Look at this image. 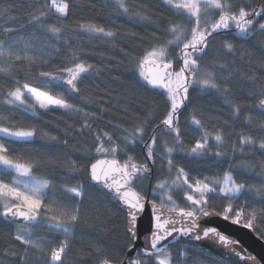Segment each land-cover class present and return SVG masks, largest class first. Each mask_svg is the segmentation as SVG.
Instances as JSON below:
<instances>
[{
  "label": "snow or ice",
  "instance_id": "snow-or-ice-1",
  "mask_svg": "<svg viewBox=\"0 0 264 264\" xmlns=\"http://www.w3.org/2000/svg\"><path fill=\"white\" fill-rule=\"evenodd\" d=\"M213 216L264 239V0H0V264H197L202 240L264 264Z\"/></svg>",
  "mask_w": 264,
  "mask_h": 264
},
{
  "label": "trees",
  "instance_id": "trees-1",
  "mask_svg": "<svg viewBox=\"0 0 264 264\" xmlns=\"http://www.w3.org/2000/svg\"><path fill=\"white\" fill-rule=\"evenodd\" d=\"M97 7L100 6V0H95ZM87 15H91V14H87L86 13V18ZM115 23L117 25H121L123 24L124 27L126 29L129 30H134V31H139V26L134 25L133 23H127L125 22L122 18L120 19H116ZM129 43H131L129 41ZM88 51L90 53H92L90 55V59L95 61L96 63H102L103 62V58L96 54L97 52H104L107 54V49L105 46L103 45H99L96 48H90L88 49ZM116 55H119V53H117ZM113 72H115V69H113ZM86 84L89 85H96L99 84L102 87L103 86H110L112 89H118L119 85L118 84H112L110 82V77L108 76L107 73L102 74L98 79H92L90 81H85ZM193 103L194 104H198L201 107H203L205 110H209V111H219L222 113L223 117H227L228 115V111L226 108L223 107V102L220 100H217L215 97H208V96H199L197 93H193ZM115 96L113 95V97L111 99H114ZM114 108L116 107L115 105H112ZM191 111V107L185 111L184 115L187 116L189 114V112ZM60 113L56 112V113H52L49 114V116L51 117V121L52 124H55L56 119H58L60 117ZM49 120V117H45V121L47 122ZM63 127V125H61V128ZM190 135L187 137V139L191 140L193 136L196 135V133L192 132L191 129L188 130ZM62 134V133H60ZM74 143V141H73ZM39 143H37L36 145H34V147H39ZM14 147H18L16 145H14ZM185 167H199L200 165H197L195 162L192 161H183L182 162ZM215 171H219V169H215ZM207 174V173H206ZM245 179H249V182L255 183L258 181V177H243ZM73 183H75V181L73 180ZM106 207L111 208L112 212L114 213V215L111 216V218L108 220V225L110 228L114 229L112 232L109 233H104L102 235V239L105 243L108 244H112L113 246L119 247L122 246L123 244L128 243L127 241V237L125 235L124 232V213L121 212L119 210V208H117L115 206L114 203H107L105 202ZM259 227L264 228V224L259 225ZM264 240V239H263ZM180 249H184L186 247L185 244H180L179 245ZM189 249L190 254H192V258L193 260H195L197 262V264H229L217 257H215L214 255H211L209 253H206L205 251H203L202 249L198 248V247H192V246H187ZM85 264H88V261L85 260Z\"/></svg>",
  "mask_w": 264,
  "mask_h": 264
},
{
  "label": "water",
  "instance_id": "water-1",
  "mask_svg": "<svg viewBox=\"0 0 264 264\" xmlns=\"http://www.w3.org/2000/svg\"><path fill=\"white\" fill-rule=\"evenodd\" d=\"M202 223L203 226H214L231 239L238 241L239 243L235 247L236 250L241 251L242 255L251 254L257 256L258 259L264 257V240L259 239L255 232L240 225H233L230 221H225L221 217H209ZM136 243L138 246L143 243L142 235ZM188 246L198 247L229 264H251L250 261L240 260L235 255L230 254L227 249H221L218 244L207 240L191 241Z\"/></svg>",
  "mask_w": 264,
  "mask_h": 264
}]
</instances>
